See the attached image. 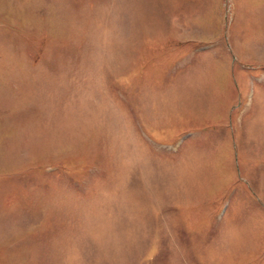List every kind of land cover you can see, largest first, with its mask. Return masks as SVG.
<instances>
[{"label": "rangeland", "instance_id": "374dc122", "mask_svg": "<svg viewBox=\"0 0 264 264\" xmlns=\"http://www.w3.org/2000/svg\"><path fill=\"white\" fill-rule=\"evenodd\" d=\"M0 264H264V0H0Z\"/></svg>", "mask_w": 264, "mask_h": 264}]
</instances>
